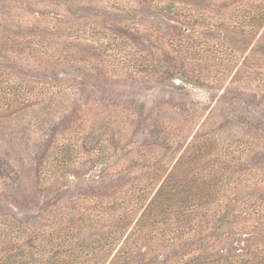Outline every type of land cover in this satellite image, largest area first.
<instances>
[{"label": "trees", "instance_id": "obj_1", "mask_svg": "<svg viewBox=\"0 0 264 264\" xmlns=\"http://www.w3.org/2000/svg\"><path fill=\"white\" fill-rule=\"evenodd\" d=\"M13 1L21 0H0V7ZM136 1L143 11L139 24L150 25L155 41L167 43L172 55L147 51L140 57L142 61H129L120 70L116 64L113 75L119 77L133 67L131 72L143 85L182 89L183 74L173 57L198 58L202 54L188 42L186 29L204 23V18L193 20L185 8L174 4L187 5L186 0ZM65 4L72 17L93 14L90 8ZM261 10L256 7L250 16L244 7L237 31L259 37L263 43L256 46L264 50V4ZM124 15L99 14L114 22L124 21ZM168 30L169 39L165 38ZM89 39L87 32L74 34L48 22L39 21L23 30L12 15L0 16V118L47 100L51 88L64 85L71 74L83 73L91 79L94 68ZM146 47L145 42L142 53ZM100 53H104L103 45ZM212 59L206 54L199 57L200 61ZM107 124L98 110L72 111L38 153L40 177L52 180L82 164L90 169L92 163L112 156L122 143L124 125L118 121L113 123L115 127ZM263 148L255 140L237 152L229 153V147L221 146L216 153L205 154L207 157L182 155L167 172L146 166L156 172L141 174L135 180L139 184L130 181L131 173L121 175L116 180L119 186L112 181L91 200L50 216L48 229L38 230L36 237L30 234L27 219L0 206V264H144L151 251L174 247L189 257L221 250L220 259L210 264H264V168L245 163L257 158ZM86 154L91 156L85 159ZM135 160L132 157L129 163L135 164ZM117 194L128 202L117 203ZM17 203L16 199L10 202L19 209ZM202 256L198 258L202 260Z\"/></svg>", "mask_w": 264, "mask_h": 264}, {"label": "rangeland", "instance_id": "obj_2", "mask_svg": "<svg viewBox=\"0 0 264 264\" xmlns=\"http://www.w3.org/2000/svg\"><path fill=\"white\" fill-rule=\"evenodd\" d=\"M66 1L21 0L0 7L3 11L0 16L12 15L23 30L40 21L74 34L84 31L91 38L89 51L94 68L91 79L83 73L71 74L64 85L51 88L47 100L0 118V206L27 219L32 236L36 237L38 230L48 229L50 216L68 211L71 204L91 200L99 189L121 175L131 173L130 181L139 184L135 180L141 174L149 170L156 172L153 168L167 172L182 155L207 157L221 146L229 147V153L237 152L255 140L264 145V50L256 46L257 42H263L259 37L242 36L237 31L243 8L248 7L249 15L253 16L256 7L263 11L264 0L174 3L185 8V13L191 14L193 20L204 18V23L190 26L186 34L191 46L213 58L200 61L202 54L186 59L172 56L183 74L182 89L176 90L143 85L131 72L133 67L128 71L126 68L119 77L113 75L117 65L120 70L129 61L132 64L136 59L142 61L140 57L147 51L172 55L167 43L155 41L150 25L139 24L143 11L138 10L136 0ZM65 3L90 8L93 14L72 17L65 10ZM124 6L129 7V11H124ZM99 14L110 17L126 14V19L114 22ZM222 23L225 27H214ZM170 32H165V38H170ZM145 42L147 47L142 53ZM160 48L166 49L161 51ZM78 108L98 110L109 127H115L117 124L113 123L118 121L129 130L123 127L125 135L119 148L112 156L92 163L90 169L82 164L61 177L41 178L40 149L54 138L59 123ZM116 137L119 139L120 134L116 133ZM90 156L84 155L85 159ZM140 156L144 158L137 163ZM132 157L136 159L135 164L129 163ZM245 163L258 170L264 168V148L252 162ZM115 197L117 203L128 202L123 194ZM13 199L18 201L19 209L10 204ZM35 245H40V241ZM221 254V250L200 254L203 255L201 260L200 255L189 257L174 247L151 251L145 256L144 264H210L220 259Z\"/></svg>", "mask_w": 264, "mask_h": 264}, {"label": "water", "instance_id": "obj_3", "mask_svg": "<svg viewBox=\"0 0 264 264\" xmlns=\"http://www.w3.org/2000/svg\"><path fill=\"white\" fill-rule=\"evenodd\" d=\"M186 32H189V29H186Z\"/></svg>", "mask_w": 264, "mask_h": 264}]
</instances>
